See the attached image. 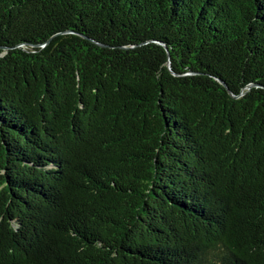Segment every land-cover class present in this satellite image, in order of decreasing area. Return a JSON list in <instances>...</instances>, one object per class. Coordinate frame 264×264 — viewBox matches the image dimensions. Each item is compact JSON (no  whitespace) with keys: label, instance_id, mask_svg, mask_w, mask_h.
<instances>
[{"label":"trees","instance_id":"trees-1","mask_svg":"<svg viewBox=\"0 0 264 264\" xmlns=\"http://www.w3.org/2000/svg\"><path fill=\"white\" fill-rule=\"evenodd\" d=\"M0 264H264V0H0Z\"/></svg>","mask_w":264,"mask_h":264},{"label":"water","instance_id":"water-1","mask_svg":"<svg viewBox=\"0 0 264 264\" xmlns=\"http://www.w3.org/2000/svg\"><path fill=\"white\" fill-rule=\"evenodd\" d=\"M167 66H168V68H169V62L167 63ZM251 86H252V85H248V86H246L245 88H246V89H249Z\"/></svg>","mask_w":264,"mask_h":264}]
</instances>
